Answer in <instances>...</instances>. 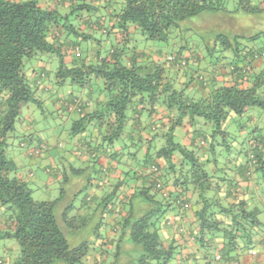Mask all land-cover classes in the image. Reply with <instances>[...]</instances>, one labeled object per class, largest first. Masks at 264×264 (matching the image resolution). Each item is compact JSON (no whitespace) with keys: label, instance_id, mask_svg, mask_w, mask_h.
I'll return each instance as SVG.
<instances>
[{"label":"trees","instance_id":"1","mask_svg":"<svg viewBox=\"0 0 264 264\" xmlns=\"http://www.w3.org/2000/svg\"><path fill=\"white\" fill-rule=\"evenodd\" d=\"M203 13L215 18L189 22ZM136 33L166 52L156 46L158 59L137 58ZM80 40L99 49L83 58ZM47 59L57 61L53 71ZM205 63L228 77L193 74ZM43 93L54 108L52 146L66 152L45 156L60 188L52 200L32 196L41 167L29 169L30 180L6 153L33 159L49 149L15 130L30 104L44 112ZM70 171L83 173L80 185ZM257 247L264 250V0H0V264H237Z\"/></svg>","mask_w":264,"mask_h":264},{"label":"rangeland","instance_id":"2","mask_svg":"<svg viewBox=\"0 0 264 264\" xmlns=\"http://www.w3.org/2000/svg\"><path fill=\"white\" fill-rule=\"evenodd\" d=\"M212 18L214 19L215 17L213 15H211L210 13H203V14H200L199 16L191 19L189 22H198V21L207 20V19L212 20ZM216 18H218V17H216ZM94 36H95V39L98 37H101L98 32H94ZM103 36L105 38L104 34H103ZM139 36L140 35L137 33L134 35V37H136V39L138 38L136 40L137 41V46H136L137 50L146 51L147 49H151V48H154L156 46H159V47H162L163 53L166 52L167 47H165L162 42L145 41L144 39H141ZM98 39H100V38H98ZM76 41H78V40H76ZM78 44H79V49L81 51V55L83 58H85L86 54L89 53L91 50L95 51L96 49H99V47H97L96 40L92 41V42H86L84 40H80L78 42ZM105 47L109 48V44L105 43L103 45V49ZM45 61H47L44 63L45 68H48L49 70L52 69V71H53L55 69V66L57 65V61H54V60L52 61V60H48V59ZM93 84H95L94 80H93ZM98 86H100L99 81L97 82V84H95L93 86V88L96 90ZM66 90L69 91L70 88H66ZM73 90L76 91V87H74ZM37 97L43 101L44 106L42 105V108L44 107L43 108L44 112L42 113L41 112L42 110L36 104L32 103L29 105L30 107L26 110L27 114L24 113L23 116H25L24 117L25 119L29 118L33 123V127L37 129L35 139H37V138L43 139L44 138L47 140L49 137H51L49 134H50V131L52 130V126L47 125L46 122L53 118L54 108H53V105L49 102L47 93H43V95H37ZM251 114H252L253 120H257L258 118L261 117V110L259 108L255 107V110H253V112H251ZM228 124H229V127L231 130H234V131L238 130L237 129L238 126H236V124L234 122H233V124H231V120L229 121ZM260 124H262V122ZM21 125H22L21 121L17 120L15 123V130L17 129L19 131V133H18L19 135H17L18 137H20V132L22 129ZM89 127H90L89 129L91 130V126H89ZM182 135L183 134L180 135L179 133H177L175 138L179 141V136H182ZM17 138L11 144L15 148H16L15 142H16ZM182 140H184V139H180L181 142H182ZM219 143H221V141H219ZM103 147L106 149L108 146L106 144L105 145L103 144ZM200 148H201V150H204L205 147H204V145H200ZM216 148H217L216 154H217L218 158H219V154H221V158L223 157L222 158V160H223L225 158V155H226V151L224 149V146L218 145V146H216ZM6 153H7L8 157H10L15 162V164L17 165V167L20 170V173L22 175L29 176L30 180H31L32 176L29 175V172H30L29 169H31L33 172H35L34 169L36 167L40 166V165H38V163L36 164V162L40 161V162L47 163V159H46V161H44V158H42V155H40V157L36 156L33 159H29L26 156H24L23 154H18L19 152L15 151V150L11 151V149H8V151ZM208 156H209V159L214 158L212 153H209ZM65 158L69 162H71L77 169L83 168L81 166V164L79 162H77L74 158H72L71 156L68 157L66 155ZM222 160H219V161H222ZM62 172H64V171H62ZM40 173H41V171H40ZM66 174H68V173H66ZM71 175H73V180H72L73 182L71 184H76V186L80 185L81 184V177L83 176V173L80 172L78 175H74L71 172ZM32 182H33V184H32V189H33L32 190V196H33V198H35L37 200H45V199L52 200V199H56V197L59 196L60 188H59V184L57 183V181L55 182V180H52L50 183H47V180L45 178L43 179L42 177L40 178V176L36 175L34 177V179L32 180ZM68 190H70V186H68ZM3 253L4 252L0 253V255L3 256Z\"/></svg>","mask_w":264,"mask_h":264},{"label":"crops","instance_id":"3","mask_svg":"<svg viewBox=\"0 0 264 264\" xmlns=\"http://www.w3.org/2000/svg\"><path fill=\"white\" fill-rule=\"evenodd\" d=\"M156 49L157 48H151V49H147L146 51H142V50H136V56H137V58H140V59H144L145 57L146 58H151L152 56L154 57V58H157L156 57V55L158 54L157 53V51H156ZM146 53V56L144 55ZM167 57V56H166ZM88 58L90 59L91 58V56H89L88 55ZM158 59V58H157ZM258 65H260V63L258 62L257 63ZM192 71H193V74H195L196 72H198V73H202L203 75H204V78H206V80L207 81H209L208 80V76H210V74H211V76L212 75H217V76H215L216 78H217V80L218 81H222V79L223 78H227L228 77V75L226 76H224V77H221V75L225 72L226 74H227V71H223L222 69H219L218 68V66H213V65H209L208 63H205L204 65H203V67L200 65V66H198V64H195V66H193L192 68ZM195 70V71H194ZM180 76H182V75H180ZM208 77V78H207ZM103 98H104V95L103 94H101L100 96L98 95V98H97V100H103ZM96 100V99H95ZM95 100H94V98H93V101H90L89 103V105H91V106H94V102H95ZM163 114V113H162ZM162 116V115H161ZM158 119H160V117H158ZM146 120L147 121H150V119L148 118V117H146ZM31 120L29 119V118H27V119H25V121L24 122H21L22 123V125H21V131H25V132H27V133H29V132H32V133H34L35 135H36V133H37V129L36 128H34L33 126H32V124H31ZM95 129V128H94ZM92 129V127H91V136H93V140H95L96 139V135H97V130L95 129ZM97 140V139H96ZM78 142V141H77ZM76 142V144H74V146H76V147H80V148H82V147H84V146H82L83 144H81V143H77ZM54 143H55V138L53 137V136H51V137H49L48 139H47V144L49 145V149L47 150V152H45L44 153V160H45V156H48L49 158H50V156L52 157L51 158V160H53V159H60V156L61 155H64L66 152H61L60 150H58L57 148H54L52 145H54ZM115 146H116V144H115ZM82 152V151H81ZM101 152H104L103 151V148L101 147ZM39 158V157H38ZM37 158V159H38ZM43 158V157H42ZM82 159H84V157L82 158ZM43 160V159H42ZM38 163V165H40V166H38V167H41L40 168V170H38L36 173H34V175H33V177H35L36 175H38V176H40V178L42 177L43 179L45 178L46 180H47V183H50L52 180H54V179H52V177H50V175H49V166H48V163H44V162H36V164ZM99 163H101L103 166H108V165H110V161H109V159L108 158H106L105 156H101L100 158H99ZM52 165H54V163L52 162ZM40 171H41V173H40ZM31 174V173H30ZM112 178L113 177H116L115 176V174L112 172V173H110L109 174ZM135 185V181H130L129 182V186H131V187H133ZM216 244V248H215V250H213L216 254H217V256H219V254H221V251H222V249H224L225 247H224V244H222V242L221 241H219V242H216L215 243ZM255 254L254 255H250L249 254V252L247 253V254H242L241 256H239L238 257V263L237 264H264V250H262L260 247H257V248H255ZM220 257V256H219Z\"/></svg>","mask_w":264,"mask_h":264},{"label":"built area","instance_id":"4","mask_svg":"<svg viewBox=\"0 0 264 264\" xmlns=\"http://www.w3.org/2000/svg\"><path fill=\"white\" fill-rule=\"evenodd\" d=\"M169 59L171 58V57H168ZM182 64H184V62L182 61ZM219 256H217V258H218Z\"/></svg>","mask_w":264,"mask_h":264}]
</instances>
